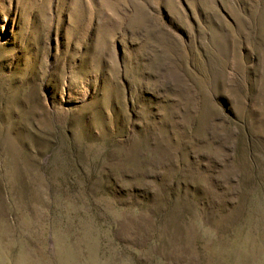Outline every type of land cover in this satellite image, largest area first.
Instances as JSON below:
<instances>
[{
	"label": "rangeland",
	"instance_id": "obj_1",
	"mask_svg": "<svg viewBox=\"0 0 264 264\" xmlns=\"http://www.w3.org/2000/svg\"><path fill=\"white\" fill-rule=\"evenodd\" d=\"M0 264H264V0H0Z\"/></svg>",
	"mask_w": 264,
	"mask_h": 264
}]
</instances>
